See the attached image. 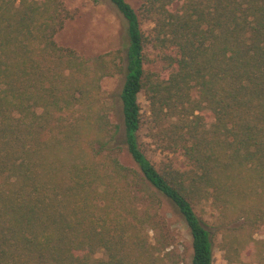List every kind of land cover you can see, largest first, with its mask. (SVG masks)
<instances>
[{
    "label": "trees",
    "instance_id": "16d2710c",
    "mask_svg": "<svg viewBox=\"0 0 264 264\" xmlns=\"http://www.w3.org/2000/svg\"><path fill=\"white\" fill-rule=\"evenodd\" d=\"M108 1L126 45L86 57L63 0H0V264H180L168 212L190 264H264V0Z\"/></svg>",
    "mask_w": 264,
    "mask_h": 264
},
{
    "label": "rangeland",
    "instance_id": "374dc122",
    "mask_svg": "<svg viewBox=\"0 0 264 264\" xmlns=\"http://www.w3.org/2000/svg\"><path fill=\"white\" fill-rule=\"evenodd\" d=\"M126 1L134 7L139 5L138 0ZM63 3L71 13V17L56 34L55 40L59 45L72 48L79 55L86 57H94L117 48L124 49L126 45L125 22L108 0H63ZM143 27L150 29L152 24L145 22ZM149 57L153 59L150 68L160 72L161 66L156 53L150 52ZM122 82L121 75L106 77L101 81V89L109 102H112L118 94ZM138 99L144 120H149L148 104L143 94H140ZM148 126L149 122L146 121L141 131V139L147 155L158 164L162 155L159 154L160 149H158L155 139L152 138V130ZM120 160L126 165L131 164L125 151L120 153ZM196 211L207 221L211 220L212 208L208 204L196 207ZM167 218L175 235V245L181 253L180 264H190L191 239L185 223L176 212H168ZM218 241L219 236L216 238V243ZM212 253L213 264H225L223 252L220 249L214 246ZM95 256L97 258L105 257L103 251L97 252Z\"/></svg>",
    "mask_w": 264,
    "mask_h": 264
}]
</instances>
